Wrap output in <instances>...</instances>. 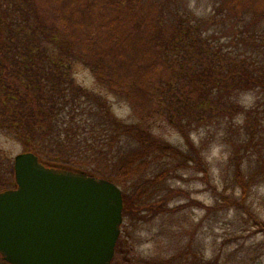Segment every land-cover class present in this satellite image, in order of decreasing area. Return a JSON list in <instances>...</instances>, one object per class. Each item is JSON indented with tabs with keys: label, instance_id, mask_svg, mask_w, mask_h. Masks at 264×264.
<instances>
[{
	"label": "trees",
	"instance_id": "1",
	"mask_svg": "<svg viewBox=\"0 0 264 264\" xmlns=\"http://www.w3.org/2000/svg\"><path fill=\"white\" fill-rule=\"evenodd\" d=\"M74 59L138 110L152 101L142 116L168 115L186 145L115 116L105 97L75 82ZM170 62L179 65L171 80ZM177 81L188 91L184 100L177 98ZM244 92L255 93L257 102L242 104ZM234 112L242 114L240 126L231 122ZM214 115L231 117L226 136L240 194L222 198L264 230V219L248 205L264 176V0H216L208 17L183 0H0V131L46 165L122 186L127 219L185 207L157 199L175 192L167 179L179 171L195 166L209 175L205 145L192 135ZM156 163L160 169L150 174ZM0 174V191L16 187L14 164L7 170L0 164ZM0 262L6 264L1 253Z\"/></svg>",
	"mask_w": 264,
	"mask_h": 264
},
{
	"label": "rangeland",
	"instance_id": "2",
	"mask_svg": "<svg viewBox=\"0 0 264 264\" xmlns=\"http://www.w3.org/2000/svg\"><path fill=\"white\" fill-rule=\"evenodd\" d=\"M214 1L183 0L198 15L206 17L213 10ZM169 64L165 75L168 74L171 80L179 65L174 62ZM71 74L77 84L105 97L119 119L149 128L156 137L171 144L186 145L183 134L176 124L170 122L168 115L152 112L142 116L149 106L152 108V101L150 105L145 101V107L138 110L136 103L134 105L129 99L105 87L95 78L91 68L77 59L71 62ZM176 83L182 86L177 92V98L186 99L188 91L184 87L185 83ZM256 99L253 92L240 95V102L246 106L255 104ZM234 117L231 122L240 126L242 114L234 112ZM213 118L211 125L203 123L192 135L197 145H205V155L210 165L209 175L206 176L198 167L192 166L167 179V186L169 184L175 192L168 195L167 200L161 196L157 201L160 204L169 198L170 207L185 205L181 210L168 211L167 205L156 216L148 213L146 217H124L119 238L122 242L111 264H148V259L157 257H173L177 261L174 264H185L186 261L187 264H206V260L208 264H264V230L255 225L253 218L244 209L222 198L223 195L230 197L234 191L236 195L240 194L233 182L234 164L230 159L233 144L226 136L231 117L218 120L214 115ZM24 150V145L12 134L0 131V164L3 169L7 170L14 164L15 156ZM159 165L156 163V168L150 174L156 173L160 169ZM4 175L0 174V180ZM164 193L167 192L160 194ZM248 205L264 219V176L254 186Z\"/></svg>",
	"mask_w": 264,
	"mask_h": 264
},
{
	"label": "water",
	"instance_id": "3",
	"mask_svg": "<svg viewBox=\"0 0 264 264\" xmlns=\"http://www.w3.org/2000/svg\"><path fill=\"white\" fill-rule=\"evenodd\" d=\"M0 192V253L10 264H111L124 222L122 188L87 171L14 158Z\"/></svg>",
	"mask_w": 264,
	"mask_h": 264
},
{
	"label": "flooded vegetation",
	"instance_id": "4",
	"mask_svg": "<svg viewBox=\"0 0 264 264\" xmlns=\"http://www.w3.org/2000/svg\"><path fill=\"white\" fill-rule=\"evenodd\" d=\"M6 264H10V263L6 262Z\"/></svg>",
	"mask_w": 264,
	"mask_h": 264
}]
</instances>
